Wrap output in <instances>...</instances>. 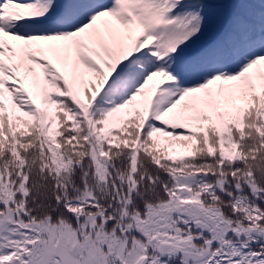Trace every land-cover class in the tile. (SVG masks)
<instances>
[{"label":"snow or ice","instance_id":"6c2138e0","mask_svg":"<svg viewBox=\"0 0 264 264\" xmlns=\"http://www.w3.org/2000/svg\"><path fill=\"white\" fill-rule=\"evenodd\" d=\"M0 264H264V0H0Z\"/></svg>","mask_w":264,"mask_h":264}]
</instances>
